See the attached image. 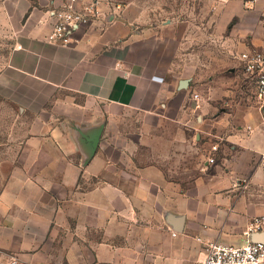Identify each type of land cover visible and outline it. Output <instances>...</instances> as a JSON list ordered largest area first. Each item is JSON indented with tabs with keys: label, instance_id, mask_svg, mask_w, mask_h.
Here are the masks:
<instances>
[{
	"label": "crops",
	"instance_id": "obj_1",
	"mask_svg": "<svg viewBox=\"0 0 264 264\" xmlns=\"http://www.w3.org/2000/svg\"><path fill=\"white\" fill-rule=\"evenodd\" d=\"M64 1L0 0V106L25 117L0 127V264H189L243 244L264 215V111L239 56L264 49V0L219 3L209 31L98 0L62 48L45 37Z\"/></svg>",
	"mask_w": 264,
	"mask_h": 264
},
{
	"label": "built area",
	"instance_id": "obj_2",
	"mask_svg": "<svg viewBox=\"0 0 264 264\" xmlns=\"http://www.w3.org/2000/svg\"><path fill=\"white\" fill-rule=\"evenodd\" d=\"M51 30L45 41L50 45L70 48L76 40L79 30L102 20L98 0H65L55 5L48 12ZM242 73L247 83L254 88L257 104L264 111V49H252L239 56ZM193 98L199 100V94ZM220 149L218 144L211 148L207 162L216 164L215 153ZM264 168V153L261 154ZM264 233V215L254 218L244 233V243L228 245L220 241H211L204 245L203 258L189 264H264V242L253 240L256 234ZM14 264H17L14 261Z\"/></svg>",
	"mask_w": 264,
	"mask_h": 264
},
{
	"label": "rangeland",
	"instance_id": "obj_3",
	"mask_svg": "<svg viewBox=\"0 0 264 264\" xmlns=\"http://www.w3.org/2000/svg\"><path fill=\"white\" fill-rule=\"evenodd\" d=\"M223 1L225 0H144V4L147 10H149V15L152 18H156L155 15H157L160 22H165L168 19L191 20L198 30L201 27H205L209 31L212 27H208L205 19L208 14H213L217 5ZM7 51L6 48H2L0 50V57L6 56ZM245 88H247L245 93L249 95L251 102L256 105L254 88L248 85ZM12 109L8 105L5 108L4 106H0V127L3 130L7 129L6 127L12 126L13 123H17L19 127L25 120V117L20 115L19 110ZM6 133V131L1 132L0 142H2ZM0 150V154L2 155L4 149Z\"/></svg>",
	"mask_w": 264,
	"mask_h": 264
}]
</instances>
